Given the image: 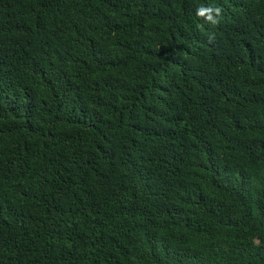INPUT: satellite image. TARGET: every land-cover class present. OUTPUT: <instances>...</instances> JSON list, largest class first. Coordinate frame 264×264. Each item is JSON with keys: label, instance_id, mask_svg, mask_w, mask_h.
Returning a JSON list of instances; mask_svg holds the SVG:
<instances>
[{"label": "trees", "instance_id": "16d2710c", "mask_svg": "<svg viewBox=\"0 0 264 264\" xmlns=\"http://www.w3.org/2000/svg\"><path fill=\"white\" fill-rule=\"evenodd\" d=\"M0 264H264V0H0Z\"/></svg>", "mask_w": 264, "mask_h": 264}, {"label": "clouds", "instance_id": "9594fccd", "mask_svg": "<svg viewBox=\"0 0 264 264\" xmlns=\"http://www.w3.org/2000/svg\"><path fill=\"white\" fill-rule=\"evenodd\" d=\"M213 13H215V16L218 17L221 13L220 8H200L197 12V15L200 17H204L207 19V21H210L212 23H217L218 21L214 18Z\"/></svg>", "mask_w": 264, "mask_h": 264}]
</instances>
